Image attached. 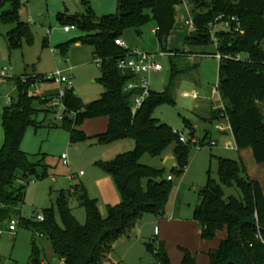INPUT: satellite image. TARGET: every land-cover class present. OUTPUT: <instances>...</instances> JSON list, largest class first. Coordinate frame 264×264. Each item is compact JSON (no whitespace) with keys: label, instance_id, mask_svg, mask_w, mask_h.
<instances>
[{"label":"trees","instance_id":"obj_1","mask_svg":"<svg viewBox=\"0 0 264 264\" xmlns=\"http://www.w3.org/2000/svg\"><path fill=\"white\" fill-rule=\"evenodd\" d=\"M20 1L0 0L1 4H11V9L0 16L2 21L15 24L7 33L10 47L17 45L21 38L27 42L32 40L29 24L19 20ZM181 2L117 0L116 13L97 17L89 2L81 0L82 11L58 15L65 26H76L90 32L84 42L92 47V53L100 60L99 81L104 87L100 97L87 104L76 96L72 88L65 89L61 98L60 124L67 129L70 143L75 145L94 138L96 142L108 145L121 139H131L134 149L96 164L112 177L121 199L108 207L106 217L100 214L96 200L88 196L82 184L60 190L55 204L43 210V221H33L20 215L18 225L33 232L32 255L27 264H48L40 257L34 239L37 233L49 241L52 255L63 260L64 264H114L110 254L118 237L128 234L145 214L164 215L172 177L168 180L170 175L165 176V169L143 165L139 160L144 153L161 156L174 144L172 154L179 169L174 166L170 171L180 175L188 164L192 145L181 142L174 130L152 116L158 105L174 103L169 88L175 78L190 69L187 63L176 61L182 52L166 47L176 22V6ZM187 2L191 5L189 16L194 29L185 36L183 42L186 45H213L208 24L220 14L234 15L240 22L242 32H216V51L222 56L218 66L220 105L211 108L210 121L228 122L237 149L250 148L254 160L264 165V48L261 46L264 39V0ZM151 20L155 22L160 50L172 52L169 55L171 75L164 92L151 91L142 106L132 113V92L123 90L132 76L122 74L117 68L118 58L123 57L127 49L115 44V40L121 38L127 29L139 34L140 28ZM241 53L246 54L245 60L239 58ZM24 75V78H11L18 98L3 109L1 116L4 140L0 148V227L8 224L13 214L21 212L19 206L23 204L26 185L48 176L43 154L23 152L19 142L25 127L37 124L35 104L52 99L29 95L30 87L36 80H51L44 76ZM98 117L107 118L105 131L93 137L87 136L79 126L85 119ZM184 125L189 128L187 120ZM217 173L219 183L208 181L199 191L201 199L193 208V219L200 226L202 240H212L217 231L226 229V237L219 246L207 253V264H264V195L260 183L248 176L240 158H217ZM223 186L235 188L239 196H226ZM72 197L85 211L84 223H80L72 213ZM147 247L156 264H171L162 240L154 237ZM180 251L183 258L179 264H196L187 249L181 247Z\"/></svg>","mask_w":264,"mask_h":264},{"label":"rangeland","instance_id":"obj_2","mask_svg":"<svg viewBox=\"0 0 264 264\" xmlns=\"http://www.w3.org/2000/svg\"><path fill=\"white\" fill-rule=\"evenodd\" d=\"M86 1L97 17L114 14L117 11V0ZM20 4L19 20L29 24L32 32L30 42L21 38L17 45L10 47L7 33L15 24L0 19V148L4 140L1 119L3 109L18 98V91L11 78L19 76L24 78L26 76L24 74H27V77L36 75L46 77L49 73L59 70L63 76L70 79V86L36 80L29 89V95L52 99L35 104L38 111L34 119L37 124L25 127L19 148L27 154H43L44 163L48 166V176L41 180L30 181L26 185L23 204L19 206L21 212L13 214L12 218L18 222L21 215L36 221V213H42L44 209L53 206L58 192L74 184L84 186L88 196L96 200L100 214L106 217L108 207L116 205L121 199L112 177L96 164L110 161L117 154L133 150L134 142L131 139H123L104 145L90 138L73 145L69 141L67 129L60 124L62 106L59 103L54 104V99L61 88H72L84 104L98 99L104 91L99 81L100 68L97 58L92 53V47L84 42L91 35L90 32L76 26L70 31H65V24L58 19L60 13L74 14L82 11L81 0H21ZM190 7L187 0H182L176 6L174 32H171V37L167 40V49L182 50L184 31L187 34L193 32L185 24V20L190 17L188 15ZM10 9L9 2L4 4L0 2V16ZM154 29L155 22L151 20L140 28L139 34L133 29L125 30L121 39L125 48L129 50L153 54V59L161 65L162 70L149 75L150 88L153 92L162 93L168 86L171 66L170 58L159 54L161 50ZM261 46L264 48V39ZM188 48L195 49V53L199 56L195 57L194 64L192 60L190 63L182 57L176 59L179 63H187L190 69L184 76L175 78L169 88L174 103L158 105L153 110L152 116L183 136L191 132L201 146L190 148L188 164L180 175L165 168L161 156L144 153L139 160L143 165L165 169V176L172 177L171 191L166 204L169 216L173 213L183 216L192 211L193 206L201 199L199 190L208 181L219 183L217 158L239 160L232 136L222 134L215 128V124L225 121L212 122L210 125L206 122L207 120L211 122L210 119H203L199 113L206 105H211L212 101L214 107L220 105L217 91L218 60L214 57L202 56V54L208 55L206 50L211 48L210 45H188ZM238 56L243 60L246 59L244 53ZM192 77H196L197 80L192 81ZM36 90L38 93L35 92ZM195 91L198 93L197 98L192 97ZM210 97L211 102L202 105V102H206L200 100ZM185 120L189 121V130L184 125ZM106 125L107 120L98 117L85 119L79 127L87 136L93 137L105 130ZM173 146L174 144H171L163 153L172 151ZM62 155L65 156L64 160L61 158ZM178 169L176 167V170ZM80 171L82 175H79ZM143 183L145 185V181ZM223 190L226 196L237 197L240 194L233 187L223 186ZM70 206L76 219L84 223L85 211L73 197ZM148 215H143L135 222L128 234L118 237L113 242L110 257L114 264H156L155 257L147 247V243L154 238V225ZM55 218L59 223L56 212ZM32 235L31 229L18 223L14 232L8 231V224L2 225L0 227L1 264H27L32 255ZM34 239L42 259L48 264H63L52 255L49 241L45 237H40L37 233Z\"/></svg>","mask_w":264,"mask_h":264},{"label":"crops","instance_id":"obj_3","mask_svg":"<svg viewBox=\"0 0 264 264\" xmlns=\"http://www.w3.org/2000/svg\"><path fill=\"white\" fill-rule=\"evenodd\" d=\"M187 27L191 28L188 25ZM172 32H174V29L172 30ZM186 35L187 33L184 31L182 40H184ZM169 37H171V34ZM210 47H211L210 49L206 50L208 55L202 54V56L214 57V53L216 52V47L214 45H210ZM168 50H171V49H168ZM174 50H178L182 52L181 54L182 59L190 63L192 60L193 64L195 61V57L199 56L195 53L196 52L195 49L193 50L192 48L191 50V48H188V45L186 46L184 42H183L182 50H179V49H174ZM167 56L169 57V55ZM218 66H219V60H218ZM184 75L185 74L180 75V76H184ZM195 80H197L196 77H192V81H195ZM35 92L38 93L37 90ZM194 93L198 95V93L195 91L192 93V97H194ZM211 100L212 99L210 97V98L202 99L200 101L206 102V103L202 102V105H205L207 104L208 101L211 102ZM197 106L198 105H196V107ZM196 107L194 108L195 111H196ZM212 107H214L213 101L211 102V105H208V106L206 105L205 108H203L199 112L203 119L205 118L210 119V110ZM103 118L107 120L106 117H103ZM206 122L210 123L211 125V122H208V120ZM221 125L223 126V129L222 130L217 129V130L220 131V133L222 134H226V135L230 134L232 136L235 149L238 152L239 158L244 164L246 173L251 179L257 180L260 183V186L262 188V192L264 195V165L259 164L254 160V157L252 155V150L250 148L247 147L241 150L237 149L236 143L233 137V133L230 129L228 122L225 121L224 123H221ZM187 129L189 130V128ZM103 131L105 130L103 129L101 132ZM228 142H232V141H228ZM169 155H173L172 151L163 153L161 155L162 163L165 157ZM80 172H79V175H82L83 173L80 174ZM199 201L200 199L196 202V204H198ZM30 214L31 213H29V215ZM148 217L150 220H152L153 225H154L153 237H156L158 240H162L164 242V246H165V249H166V252H167V255H168V258L171 264H179L181 262L183 258V253L180 251L181 247L187 249L194 256L196 264H207L208 263L207 253L212 249H216L219 246L221 240H223L226 237V229H223V230L217 231L215 237L212 240H202L200 237V226L198 222L193 219V209L192 211L185 213L183 216H177L174 213L173 215L169 216L167 214V210L165 209V213L163 216L149 214ZM61 263H63V260H61Z\"/></svg>","mask_w":264,"mask_h":264},{"label":"built area","instance_id":"obj_4","mask_svg":"<svg viewBox=\"0 0 264 264\" xmlns=\"http://www.w3.org/2000/svg\"><path fill=\"white\" fill-rule=\"evenodd\" d=\"M185 24L194 29V25L190 17L185 21ZM209 31L211 34L212 44L216 47L217 46V38L216 32L220 30L232 31V32H242L240 22L234 15H225L220 14L218 15L213 22L208 24ZM73 28V26H65L64 30L69 31ZM115 44L125 48L124 42L121 38L115 40ZM127 49V48H125ZM160 55H172L170 52L160 51ZM214 57L217 60L221 59V54L219 52L214 53ZM100 60L97 58V64L99 65ZM117 68L118 70L124 74H130L132 76L131 79L127 80L125 83L123 90L126 92H132L131 96V104L130 110L132 113H135L137 109H139L143 102L147 99L150 95L151 88L149 83V75L154 72H159L162 70L161 65L153 59V54L140 52L138 50H129L127 49L126 54L123 57L118 58L117 60ZM3 75V74H2ZM47 79L51 80L52 82L62 85L66 84L70 86V79L63 76L62 72L56 70L52 73H49L46 76ZM217 91H218V84H217ZM65 89L61 88L58 93V97L54 99V104L59 103L61 104V98L64 96ZM194 97H197V94L194 93ZM62 106V105H61ZM215 128L218 130H222L223 126L219 123L215 124ZM175 133L178 134L179 140L183 143L189 142L192 146L199 145L196 141L195 136H192L191 133H188L187 136H183L179 134L177 131L174 130ZM62 159H65V156H61ZM82 174V171L80 172ZM167 179H171V176H167ZM36 220L43 221L44 216L42 213L35 214ZM17 222L14 218L9 220L8 223V231L14 232L16 230Z\"/></svg>","mask_w":264,"mask_h":264},{"label":"water","instance_id":"obj_5","mask_svg":"<svg viewBox=\"0 0 264 264\" xmlns=\"http://www.w3.org/2000/svg\"><path fill=\"white\" fill-rule=\"evenodd\" d=\"M163 164L166 168H168L169 170H172L174 166L176 165V157L173 155L166 156L163 161Z\"/></svg>","mask_w":264,"mask_h":264}]
</instances>
